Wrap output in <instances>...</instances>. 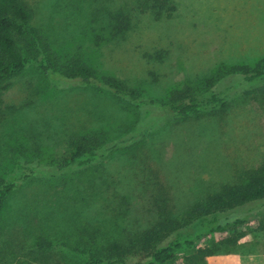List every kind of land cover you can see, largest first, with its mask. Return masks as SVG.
Segmentation results:
<instances>
[{
	"label": "rangeland",
	"instance_id": "374dc122",
	"mask_svg": "<svg viewBox=\"0 0 264 264\" xmlns=\"http://www.w3.org/2000/svg\"><path fill=\"white\" fill-rule=\"evenodd\" d=\"M27 2L57 55L82 57L98 77L118 79L153 103L136 107L103 87L48 77L31 61L12 76L2 94L0 186L15 188L1 214L0 252L12 250L19 264H85L66 250L37 248L34 237L66 238L74 223L99 224L110 235L116 221L114 235L125 238L129 223L138 230L155 218L152 172L183 215L195 201L264 166L260 98L243 96L237 77H223L237 65L264 62V0H171L161 19L138 13L135 0ZM118 9L131 12L132 24L113 37L109 19ZM185 86L197 93L213 88L227 95L229 106L176 118L160 103L169 90ZM85 133L98 135L104 161L85 171L59 168L69 155L68 137ZM193 230L188 224L182 232ZM247 230L252 237L263 233ZM78 238L74 233L67 241ZM236 250L237 244L222 247L198 264H218Z\"/></svg>",
	"mask_w": 264,
	"mask_h": 264
},
{
	"label": "trees",
	"instance_id": "16d2710c",
	"mask_svg": "<svg viewBox=\"0 0 264 264\" xmlns=\"http://www.w3.org/2000/svg\"><path fill=\"white\" fill-rule=\"evenodd\" d=\"M170 3L171 0H135V9L138 13L148 12L156 19H161L168 13ZM113 12L109 19L110 34L118 37L131 28V12L121 9ZM33 19L34 10L27 0H0V114L5 108L2 94L10 85L9 79L23 71L29 61L34 62L48 77L103 87L136 107L153 103L143 99L136 89L118 79L98 77L94 68L82 57L61 58L51 50L44 34L33 24ZM38 51L40 57L37 56ZM227 76L237 77L243 83V96H259L264 108L263 61L254 66L237 65L223 73V77ZM160 105L174 117L185 119L207 111L226 110L229 100L227 95L213 88L205 93H197L185 86L169 90ZM11 108L15 109L14 106ZM101 143L97 134L70 135L67 139L69 155L63 158L59 168L71 170L75 166L85 171L88 167L100 164L106 156L100 150ZM152 173L155 180L149 178L147 182L152 187L149 197L155 218L146 227L134 230L129 223L130 230L125 238H121L118 237L120 234L114 235L119 226L116 221L111 222L115 228L110 235L99 224L92 229L78 227L74 223L66 238L37 235L33 243L39 249H60L82 256L85 264H198L205 257L220 252L222 247L236 245L248 233V226L264 232V214H260L264 213V166L250 171L245 179L222 185L214 193L195 201L183 215L174 211L170 190L157 173ZM54 176L52 174L46 178L49 181ZM14 188L13 183L0 186V219ZM121 199L124 204L125 197ZM116 210L113 207L114 214ZM126 212L127 209L124 215ZM118 215H122L119 210L116 212ZM188 224L192 225L193 232H182ZM102 228L106 229L105 226ZM74 233L79 235L78 242H68L67 239ZM216 234L219 237L210 244H199L202 238ZM11 262L19 264L12 250L0 252V264Z\"/></svg>",
	"mask_w": 264,
	"mask_h": 264
},
{
	"label": "crops",
	"instance_id": "0c3cea01",
	"mask_svg": "<svg viewBox=\"0 0 264 264\" xmlns=\"http://www.w3.org/2000/svg\"><path fill=\"white\" fill-rule=\"evenodd\" d=\"M235 253L224 255L218 264H264V232L246 234L237 242Z\"/></svg>",
	"mask_w": 264,
	"mask_h": 264
}]
</instances>
